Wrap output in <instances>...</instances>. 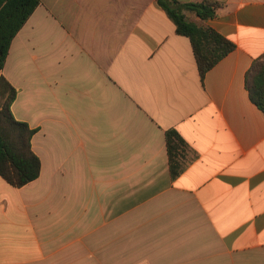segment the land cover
<instances>
[{"label": "crops", "instance_id": "obj_1", "mask_svg": "<svg viewBox=\"0 0 264 264\" xmlns=\"http://www.w3.org/2000/svg\"><path fill=\"white\" fill-rule=\"evenodd\" d=\"M214 1L186 17L237 47L202 81L157 0H41L0 70L41 160L23 187L0 176V264H264V113L245 82L264 0ZM169 129L189 146L175 179Z\"/></svg>", "mask_w": 264, "mask_h": 264}, {"label": "trees", "instance_id": "obj_2", "mask_svg": "<svg viewBox=\"0 0 264 264\" xmlns=\"http://www.w3.org/2000/svg\"><path fill=\"white\" fill-rule=\"evenodd\" d=\"M176 26L179 35L190 39L202 81L219 61L236 49V44L212 28L189 21L185 12H193L207 20L217 15L224 4L214 0L181 3L178 0H157ZM41 4V0H0V70L5 66L13 39ZM246 88L251 101L264 113V54L257 58L246 74ZM8 82L2 78V84ZM0 109V176L14 187H23L41 173V160L33 151L32 138L36 129L15 119L12 104L17 92L11 86ZM169 169L173 179L187 167L189 146L175 129L166 131Z\"/></svg>", "mask_w": 264, "mask_h": 264}]
</instances>
